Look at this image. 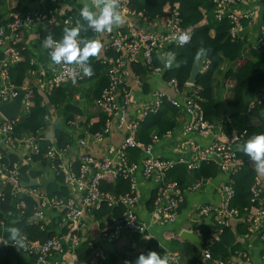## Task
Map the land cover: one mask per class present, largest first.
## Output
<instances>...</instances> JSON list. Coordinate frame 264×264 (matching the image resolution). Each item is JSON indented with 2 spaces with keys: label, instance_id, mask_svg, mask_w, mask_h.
I'll list each match as a JSON object with an SVG mask.
<instances>
[{
  "label": "built area",
  "instance_id": "1",
  "mask_svg": "<svg viewBox=\"0 0 264 264\" xmlns=\"http://www.w3.org/2000/svg\"><path fill=\"white\" fill-rule=\"evenodd\" d=\"M215 7V19L222 20L224 18L231 22L229 36L232 40L236 39L237 29L241 26V20L248 18L247 15H234L229 12L231 7L239 5L243 0H207ZM117 10L121 16L138 15L127 8V0H117ZM47 15H46V14ZM37 10L29 8L24 13L9 14V22L6 26L0 27V105L9 103L16 99L19 93H23L24 102L22 111L18 118L13 121L5 120L2 116L0 121V133L4 136V144L9 149L15 150L19 141H24L28 145V152L25 155L26 163L32 162L31 157L37 156L44 160L50 169H52L55 177L62 180V184L69 190V194L62 198L49 197L40 186L32 188H24L18 179V164L8 165L2 162L3 154L0 152V187L7 184L11 186V198L17 204L15 211L8 213L5 220L0 221V227L5 225L7 220L16 221L25 217L24 198L29 197L35 203L34 212L31 217L26 220L29 224H39L41 230L46 229L45 209L58 210L60 212V228L61 236H53L52 238L41 243L39 241H30L25 236L24 247L15 246L9 239L0 241V248H10L19 252V254L29 258L32 264H74L75 250L81 245V233L86 226V216L94 215L102 206L110 210L121 208V218L113 220L112 224L105 225L99 232L101 240L107 242L116 241L121 234L132 233L142 234L145 229L139 222L137 216V205L139 196L134 175L137 171L141 172L144 180H154L156 188L154 191L155 198L153 202L152 215L155 220L161 224H166L176 218L178 211L185 203V194L187 192L198 189L205 180L181 187L176 181L166 180L167 173L174 168L171 161L155 159L151 156L153 139L150 144H142L138 141L139 122L142 121L149 113H156L162 106L163 99L175 108L186 112L192 116V120L186 123L185 130L201 135L210 134L215 128L214 122H207L203 119L202 111L194 102L193 95L185 96L182 103L168 99L159 95L154 104L142 109L140 118L129 124L125 121L126 108L131 102V92L126 87L123 80V68L126 64L141 62L148 71H156L153 67L154 53L158 52L161 45L181 46L178 43V37L187 33L191 40V31L183 26V19L177 9L171 10L167 18L163 32L160 35L144 32L136 26H130L123 32H115L110 34L107 47L112 49L117 57L114 59L104 57L100 59L101 63L107 69V86L101 91L97 100V105L107 115V121L104 127V135L95 134L100 140L110 132V124L112 119L117 118L121 125H125L126 135L124 140L117 146L108 150V159L99 160L92 156H80L68 162H63L60 158V150L52 145L46 146L41 151L36 137L25 138L19 140L14 135V128L19 118L29 111L31 91H20L11 82L10 70L20 62L21 56L17 48L20 43L21 33L32 26L40 23H46L50 27L65 26L71 28L73 20L65 18L57 24L53 17ZM66 17V16H65ZM93 34L95 31L93 30ZM188 41V43L190 42ZM187 44V43H186ZM264 46V41H260L258 45L253 47L257 50ZM32 63V62H31ZM91 77V76H90ZM90 77L83 74L82 68L73 62L72 64L61 63L57 65L56 72L50 78L40 81L38 91L45 96H49L51 92L59 88L64 83H77L89 79ZM173 87L178 91L175 80L171 81ZM188 90L192 91L194 85H188ZM196 88L193 90L198 91ZM230 122V118L226 117L222 124ZM244 133L233 131L229 136L216 139L211 145L205 149L199 150L198 157L187 165L188 170H196L204 162L212 160L213 156H217L218 166L222 172L229 174L230 178L236 175L244 165V160L239 157L236 147L243 141ZM82 143V142H80ZM136 150L142 155V160L136 162L131 160L130 151ZM192 150H198L192 146ZM23 161V162H24ZM121 177L129 182V188L124 195L116 196L110 192L102 190V181L106 178L115 180ZM36 187H39L37 189ZM223 206L213 209L209 206H202L200 214L203 217L213 216L215 223L221 227L229 226V221L245 216L244 224L247 232L245 237L251 241L256 235L261 240L264 239V191L261 188L260 181L255 177L254 184L251 187V203L258 204L259 209L254 211L251 207L245 208L242 214L237 210L229 207L235 192L233 182L230 180L222 186ZM219 229L218 234L220 235ZM200 235V233H199ZM218 235V236H219ZM201 236V235H200ZM215 240L210 238L201 248L202 264L211 259L210 246ZM90 254L85 263L87 264H107L105 257L100 253L98 248L91 241L87 242ZM168 264H178V255L169 253L166 255ZM243 263L250 264V260L246 253H242ZM264 258V256H263ZM217 264H225L219 261ZM229 264H233L229 262Z\"/></svg>",
  "mask_w": 264,
  "mask_h": 264
},
{
  "label": "crops",
  "instance_id": "2",
  "mask_svg": "<svg viewBox=\"0 0 264 264\" xmlns=\"http://www.w3.org/2000/svg\"><path fill=\"white\" fill-rule=\"evenodd\" d=\"M31 1L29 4L30 10H37L42 13L46 11L48 15L52 13L51 16L53 17L50 18L55 19L57 24H60V21L77 6L83 7L84 4H88L92 10H96V0ZM6 11L7 6L4 9V12ZM229 12L234 15L245 14L248 16V18L240 21L241 26L237 29L236 38L243 41L246 46V51L242 53L240 60L253 62V47L264 40V0H243L241 4L231 7ZM8 16L7 14L0 19V27L8 24L10 19ZM122 18L123 23L113 25L111 32H95L94 40H98L102 44L97 59L100 60L106 57L109 50L107 45L110 34L123 32L130 26H136L144 32L160 35L166 24V17H156L152 21H148L145 17L138 15H125ZM52 28L46 23H40L25 29L20 36L19 45L28 53L30 62H32L31 65L34 67L30 74H28L29 78L24 82L23 89L35 88L42 97L41 106L46 111L45 115H43L44 126L37 132L35 136L36 140L57 148L56 132L62 131L65 134V139L69 141L66 149L60 152V158L63 162H68L84 155L92 156L99 160H106L108 159V150L111 147H117L124 140L126 129L125 125H121L118 119L114 118L110 124V132L102 139L99 140L95 134L90 132V127L95 125L102 114L100 107L96 103L100 97L99 92L97 93L99 83H97L96 79L79 81L74 84H62L58 89H61L62 93L66 95V98L57 103H51L49 101L50 95L45 96L38 91L37 85L40 84V81H44L53 76L58 65L50 60L49 49L43 47V41L47 37L46 33ZM170 47V45H161L159 51L154 53L153 65H155L156 71H148L141 62L126 64L124 66L122 73L123 80L131 92V102L125 112L126 124L138 120L142 109L147 106L151 107L159 95L179 103L184 101L185 93L177 91L171 81L167 82L164 80L165 72L177 67L175 61L171 68L165 67V62L168 57L173 55L169 50ZM238 66V61L231 65H224L223 72L225 74L228 69L234 70ZM2 82L0 77V84ZM233 87L234 82L230 79L220 77L214 81L212 97L216 106L211 118L212 122L216 124V128L208 135L196 134L185 130L184 126L186 123L192 120V116L186 112L179 110L175 116L171 112L165 115L166 121L173 122L176 125L172 131L153 142L151 156L155 159L171 161L175 165V168L167 173L166 180L185 181L186 178L190 180L189 182L195 180L193 174L187 176V165L198 157L200 149L207 148L216 139L229 136L223 131L224 124L222 122L225 121L226 117H231L232 115L249 117V119L251 118L249 125H259L260 120L252 112L255 106L260 103L263 95L250 93L245 90L244 97L240 103L230 106L229 102L233 98ZM69 106L70 111L75 109L78 112L72 114V118L66 121L64 110ZM261 117L264 118V111L261 113ZM3 140L4 136L0 133V152L3 156H15L23 163L25 155L28 152V145L24 141H19L16 144L15 150H11L8 146H5ZM192 146L197 147L198 150H192ZM237 154L245 157L244 164L260 181L261 188L264 191V174L256 171L254 162L245 154L239 151H237ZM135 160L137 163L140 162L142 155L139 154ZM210 161L212 162L207 161L203 164H212L216 168L217 174L214 177L205 179V183L198 189L185 194L184 206L178 211L173 221L161 224L154 219L152 205L157 184L154 180H144L141 172L137 171L134 175L139 196L137 216L139 222L144 226L145 231L142 234L124 233L116 241L107 242L100 239L99 232L105 225H110L113 220L118 219L107 215L99 221L94 215L89 214L86 216V226L81 233V241H91L94 243L110 264H125V262L134 264L135 259L140 254H147L150 240L156 243L159 250L164 252L165 257L169 253H176L179 257L178 264H202L200 260L201 250L195 248L188 241L181 239L180 235L184 231L194 234L201 240V248L203 246L201 238V230L203 228L209 230V238L211 240H216L219 237V228L215 223L214 217H203L200 214V208L202 206H209L213 209L221 208L223 206V193L221 192V188L224 184L229 183L231 178L229 174L220 170L216 159L212 158ZM26 165L30 177L27 182H23L24 184H28L34 180L37 182V186L42 187L44 192L50 186H58V188L64 187L62 183L60 184L58 182V178L55 177L52 169L45 162L37 160L35 162H27ZM65 190L69 194V190L67 188ZM44 216L46 229L53 233L54 236H61L60 212L58 210L45 209ZM244 219L245 216L242 215L229 221V227L234 232L236 242L240 247V251L233 253L229 257V262L242 264V253L244 252L247 254L250 264H264V239L261 240L254 235L251 241H249L245 237L246 234L236 233L238 226L245 225ZM13 223L15 221L7 220L5 225L0 227V241L8 239L9 234L7 230L12 227ZM190 247L196 251V254L192 253ZM10 251L14 264H32L29 258L19 254L18 251L14 249H10ZM219 261L217 258H211L204 264H217ZM85 262L78 263L75 260L74 264H87Z\"/></svg>",
  "mask_w": 264,
  "mask_h": 264
},
{
  "label": "trees",
  "instance_id": "3",
  "mask_svg": "<svg viewBox=\"0 0 264 264\" xmlns=\"http://www.w3.org/2000/svg\"><path fill=\"white\" fill-rule=\"evenodd\" d=\"M127 8L137 14H141L148 21H152L156 17L162 18L169 17V13L173 9H177L183 19V26L191 31V40L189 43L181 46H171L170 51L175 56V62L177 64L176 68L168 70L164 74V80L170 82L175 80L177 83V88L179 92H184L186 96L193 95L194 102L198 105L202 111L203 119L207 122H212V114L214 112L216 103L213 100V83L218 80V78L223 77L224 79H230L234 82V87L232 89L233 98L229 102L230 106L237 105L244 97L245 90L250 93H258L263 95L260 103L255 106L253 115L257 116L260 120L259 125L252 126L249 125V117L232 115L230 122L224 124L223 131L225 134L230 135L233 131L237 133H244L243 143L249 139L252 135L264 133V118L261 117V113L264 111V46L252 50V57L254 61L247 60L246 62L241 61L242 53H245L246 46L243 41L239 39L232 40L229 36V31L231 28V22L224 18L222 20L215 19V7L212 3L207 0H127ZM31 0H0V19L5 17L7 14L13 13H24L29 8ZM5 6H7V11L4 12ZM81 6H77L72 10L65 18H71L73 20V26L77 25V22L83 24L84 21L80 18ZM63 18V19H65ZM205 19V23H204ZM71 27V28H72ZM65 27L63 25L54 26L49 32L46 33L48 36L51 34L53 38L59 41L63 36V31ZM45 35V36H46ZM85 40H94L93 30L89 29L87 31H81L80 36ZM264 41V40H263ZM20 52V62L17 63L10 70V79L15 87L22 91H31L29 111L19 118L14 128V135L17 139L22 140L25 138L35 137L37 132L44 126L43 115L46 111L41 106L42 97L38 94L35 88L23 89L24 82L28 80V74L33 70L32 63L30 62V57L28 53L22 48L21 45H17ZM200 49L206 50V55L202 56L200 59L205 57V62L203 67L198 74L195 85L191 88L198 91H189L187 86V81L190 76V71L194 62H196L195 57ZM107 58L114 59L117 54L109 49ZM238 61L239 66L237 68L228 69L226 73L223 72L224 65H231ZM89 65L93 69V75L86 80L96 79L99 83V89L97 93L102 91L107 86V69L96 57H90L88 61ZM155 68V65H153ZM85 81V80H83ZM38 87V85H37ZM54 98V99H53ZM66 95L62 93L61 89H55L50 94L49 101L51 103H57L60 100H64ZM100 119L90 127V132L92 134L104 135V127L107 121V115L101 109ZM179 109L171 106L166 99H163L161 108L156 113H149L142 121L139 122L138 127V141L143 144L152 143L153 139H160L167 133L172 131L175 127V123L165 120V115L171 112L174 116L177 115ZM75 109L70 111V106L64 110V115L66 121L72 118V114L77 113ZM259 115V116H258ZM57 148L63 150L69 144V141L65 139V134L62 131L56 132ZM41 151H44L48 144L38 143ZM131 160H135L138 157L136 150L130 151ZM241 159H245L244 156L239 155ZM249 158V157H248ZM32 162L37 160L43 161L37 156L31 157ZM2 162L8 165L18 164L19 160L15 156L3 157ZM212 162V161H209ZM175 168V167H174ZM171 171V170H170ZM190 174L194 175L193 181L186 178L185 181H176L181 187L186 185H193L199 181H204L208 177H214L217 174L216 168L212 165L201 164L197 170H188L187 176ZM28 168L26 161L20 164L18 171V179L20 182H27L29 178ZM255 175L254 173L244 164L241 170L234 176L231 180L233 182V188L235 195L230 202L229 207L231 209L237 210L242 214L245 208H249V213L251 212V207L254 211L259 209V205H252L251 203V187L254 184ZM58 182L61 184L62 180L58 178ZM192 183V184H191ZM39 189V187H36ZM129 188V182L122 179L121 177L111 180L104 179L102 181V190L105 192H110L116 196L124 195L127 193ZM11 186L9 184L0 187V221L5 220V216L8 213L15 211L18 207L15 201L10 195ZM49 197L62 198L67 195L64 187L58 188V186H50L45 190ZM155 198V194H154ZM25 217H22L13 223L12 227H18L23 236H25L30 241H39L41 243L52 238L53 233L49 232L47 229L41 230L39 224L33 223L29 224L27 218L31 217L34 212L35 203L31 198L25 197ZM154 202V201H153ZM184 205H182L183 207ZM153 207V205H152ZM121 208H116L113 210L102 206L101 209L94 214L97 220L103 219L105 216H113L114 219L121 218ZM221 233L213 244L210 246L211 258H217L218 260L229 264V257L240 251L239 244L236 242L235 234L231 230V227H221L218 225ZM202 242L203 244L209 239L210 232L208 229L203 228L202 230ZM247 232L246 226H238L236 228L237 234H245ZM191 248V247H190ZM155 251L165 258L164 252L159 250L156 243L149 241L148 252ZM193 254L196 251L191 248ZM90 254L87 242H82L81 245L75 250V260L78 263H84ZM107 262V260H106ZM0 264H14L10 248H0ZM107 264H110L107 262Z\"/></svg>",
  "mask_w": 264,
  "mask_h": 264
},
{
  "label": "clouds",
  "instance_id": "4",
  "mask_svg": "<svg viewBox=\"0 0 264 264\" xmlns=\"http://www.w3.org/2000/svg\"><path fill=\"white\" fill-rule=\"evenodd\" d=\"M117 8V0H96L95 11L88 4H84L80 10L83 24L78 21L75 27L65 28L59 41L55 40L51 34L44 39L43 47L49 49L50 60L54 64L75 62L82 68L85 76H92L93 69L88 61L90 57H96L99 54L102 44L98 40H85L78 37L82 30L92 29L96 33L111 32L113 25L123 23V18ZM189 40L190 36L187 33L178 37V43L181 45L188 43ZM204 55H206V50L200 49L195 60L199 62ZM174 61L175 56L170 55L165 62V67L171 68ZM237 151L249 157L254 162L256 171L264 174V133L252 135L243 144L237 146ZM7 231L8 239L15 246L24 247L23 233L18 227H10ZM134 264H168V260L155 251H149L147 254H140Z\"/></svg>",
  "mask_w": 264,
  "mask_h": 264
},
{
  "label": "water",
  "instance_id": "5",
  "mask_svg": "<svg viewBox=\"0 0 264 264\" xmlns=\"http://www.w3.org/2000/svg\"><path fill=\"white\" fill-rule=\"evenodd\" d=\"M205 60H206L205 57H203L202 59H200L199 62L196 61L193 63L190 71V76L187 81L188 85L191 86L195 85L196 78L200 73ZM23 102H24V95L23 93H19V95L13 101L0 105V116H2L5 120L8 121L16 120L23 109L22 108ZM212 158L219 161L217 156H213ZM21 184L24 188L27 189L37 186V182L34 180L30 181L28 184H24L23 182H21ZM180 238L188 241L198 250H201V246H200L201 240L198 237H196L194 234L188 231H184L183 233H181Z\"/></svg>",
  "mask_w": 264,
  "mask_h": 264
}]
</instances>
